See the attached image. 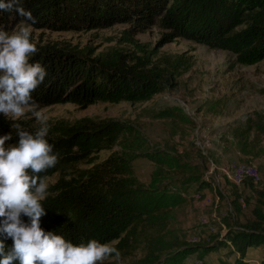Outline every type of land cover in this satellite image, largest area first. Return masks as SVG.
Masks as SVG:
<instances>
[{"label":"trees","instance_id":"16d2710c","mask_svg":"<svg viewBox=\"0 0 264 264\" xmlns=\"http://www.w3.org/2000/svg\"><path fill=\"white\" fill-rule=\"evenodd\" d=\"M22 5L37 18L32 26L36 30L79 32L119 24H134L139 29L160 25L169 31L166 37L170 40L187 39L232 52L243 66L264 61V0H22ZM21 20L15 12H0V26L7 31ZM37 48L30 60L42 63L48 73L33 92L39 109L145 102L172 87L181 70L186 72L191 67L189 59L182 56H165L153 62L146 55L138 57L119 50L93 56L56 45ZM175 110L157 116H180ZM15 124L21 130H37L27 121L0 114V136L11 134L9 144L19 142L17 129L12 127ZM126 135L135 138L129 145L131 150L125 149ZM139 138L130 122L119 119L83 118L71 126H53L48 140L59 152V160L41 175L49 178L60 173L62 177L42 201L47 215L41 218V227L76 244L93 238L102 243L115 242L120 259L140 252L141 257L133 264H185L192 256L205 259L229 247L239 255L235 264H249L246 260L253 248L262 250L264 264V193L258 192L253 221L236 229L230 226L211 244L185 242L169 227L176 218L174 209L187 202V190L166 187L163 181L167 171L183 174V186L198 183L200 176L173 155L142 151ZM249 139L250 135L241 137L244 153L251 148ZM120 144L121 151L107 160L90 163L88 169L76 168L94 153L113 151ZM139 156L157 165L149 185L135 175L134 161ZM233 205L239 215V196ZM22 218L29 222L27 217ZM4 243L10 248L13 241L5 239Z\"/></svg>","mask_w":264,"mask_h":264},{"label":"rangeland","instance_id":"374dc122","mask_svg":"<svg viewBox=\"0 0 264 264\" xmlns=\"http://www.w3.org/2000/svg\"><path fill=\"white\" fill-rule=\"evenodd\" d=\"M168 34L160 25L139 29L134 24H119L79 32L33 28L37 47L56 45L93 56L119 50L138 57L146 55L153 62L165 56H182L191 63L188 71L181 70L177 75L172 87L145 102L98 103L86 109L65 104L38 110L47 117L50 129L59 123L71 126L83 118L130 122L140 137L142 151L167 153L191 166L200 176L198 183L183 186V174L166 172L164 186L187 190V202L174 209L176 218L169 229L185 242L211 244L222 238L230 226L236 229L253 221L258 192L264 193V61L243 66L232 52L187 39L170 40ZM171 110L182 116L158 118V114ZM13 120L27 121L37 129L41 126L30 109ZM243 135H250L248 153L241 150ZM134 140V136H125L126 150H131L129 145ZM115 151H121V144L113 151L94 153L76 168L88 169L92 167L90 163H101ZM156 169L157 165L144 156L134 161L135 175L144 185L150 184ZM61 177L56 173L48 178L46 197ZM236 196L242 205L239 215L233 205ZM233 251L232 247L223 248L203 262L198 258L196 264H234L238 258ZM251 251L249 264L261 263L262 250ZM139 257L140 252L128 259L109 258L104 264H133Z\"/></svg>","mask_w":264,"mask_h":264},{"label":"clouds","instance_id":"9594fccd","mask_svg":"<svg viewBox=\"0 0 264 264\" xmlns=\"http://www.w3.org/2000/svg\"><path fill=\"white\" fill-rule=\"evenodd\" d=\"M0 12H15L22 18L11 32L0 26V113L17 119L30 109L40 123L35 132L17 129L19 142L9 144L13 136H0V264H104L119 260L115 242L89 239L73 243L56 232L45 231L41 218L47 215L42 204L48 190V177L59 152L48 140L50 125L39 109L33 92L48 75L40 62L30 57L38 52L33 40L37 18L22 5V0H0ZM22 217H27L25 222ZM11 239L10 248L4 243Z\"/></svg>","mask_w":264,"mask_h":264},{"label":"crops","instance_id":"0c3cea01","mask_svg":"<svg viewBox=\"0 0 264 264\" xmlns=\"http://www.w3.org/2000/svg\"><path fill=\"white\" fill-rule=\"evenodd\" d=\"M224 250H225V249H224ZM223 252H224V251H223ZM223 252H221L220 254H221V255L226 254V253H223ZM212 255H213V254H212ZM212 255H211V256H212ZM254 255H255V254H254ZM254 255H253V256H254ZM236 256H237V258H239V255H238V254H237ZM194 257H195V258H194ZM209 257H210V256H209ZM209 257H207V258H209ZM193 258H194L195 260H193ZM198 258H199V257H197V256H192V257H190L187 261H188V263L196 264V262L198 261ZM235 258H236V257H235ZM235 258H234V260H235ZM199 259H200V258H199ZM205 259H206V258H205ZM205 259H204V260H205ZM202 260H203V259H201V260H199V261H200V262H203ZM236 260H237V259H236ZM248 260H249V259L246 260L248 263L251 262V261H248ZM194 262H195V263H194ZM258 263H259V262H257V264H258ZM185 264H186V263H185ZM203 264H204V263H203ZM234 264H235V261H234ZM252 264H254V263H252ZM259 264H261V263H259Z\"/></svg>","mask_w":264,"mask_h":264}]
</instances>
